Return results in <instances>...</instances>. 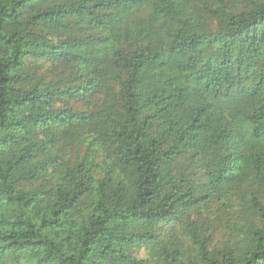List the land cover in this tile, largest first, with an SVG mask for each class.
I'll return each mask as SVG.
<instances>
[{
	"label": "trees",
	"instance_id": "obj_1",
	"mask_svg": "<svg viewBox=\"0 0 264 264\" xmlns=\"http://www.w3.org/2000/svg\"><path fill=\"white\" fill-rule=\"evenodd\" d=\"M0 264H264V0H0Z\"/></svg>",
	"mask_w": 264,
	"mask_h": 264
},
{
	"label": "rangeland",
	"instance_id": "obj_2",
	"mask_svg": "<svg viewBox=\"0 0 264 264\" xmlns=\"http://www.w3.org/2000/svg\"><path fill=\"white\" fill-rule=\"evenodd\" d=\"M141 254H143V255H144V254H145V251H142V252H141Z\"/></svg>",
	"mask_w": 264,
	"mask_h": 264
}]
</instances>
